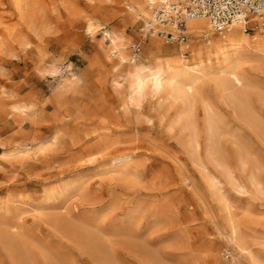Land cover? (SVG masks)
Masks as SVG:
<instances>
[{"label":"rangeland","instance_id":"1","mask_svg":"<svg viewBox=\"0 0 264 264\" xmlns=\"http://www.w3.org/2000/svg\"><path fill=\"white\" fill-rule=\"evenodd\" d=\"M144 1L0 0V264H264V64L244 65L254 115L212 100L211 147L196 105L195 147L178 106H130L113 84L107 34L134 56L144 22L128 7ZM158 44L182 46L147 39L136 62Z\"/></svg>","mask_w":264,"mask_h":264},{"label":"bare ground","instance_id":"2","mask_svg":"<svg viewBox=\"0 0 264 264\" xmlns=\"http://www.w3.org/2000/svg\"><path fill=\"white\" fill-rule=\"evenodd\" d=\"M176 1L178 0H145L143 3L133 4L128 8L129 11L135 13L136 18L142 19L145 25L152 21V11L156 7ZM249 23L259 24L258 32L251 37L244 33V26L237 23L207 43L182 44L178 50L163 49L158 44L147 64L136 62L135 56L130 58L125 56L126 39L123 35L114 33L111 36L107 34L110 39V50L117 58V65L121 67L119 73L114 75L117 78L124 76L123 84L117 78H114L113 84L119 94H122L123 89L126 90V102L130 106L137 107L146 95L155 97L158 103L164 100L168 101L170 105H166L167 107L178 106V120L182 122L184 128L189 130V135L192 137H190V141L195 144V147L199 141L197 140L199 132L194 120V108L199 105L204 119V127H206V132L212 142L211 147L213 144L215 145L213 139L215 137L217 139L218 134V127L214 120L216 109L212 100L223 103L240 116L254 115V111L249 107L248 99L249 95L256 90L254 81L245 71L244 65L252 63L260 68V65L264 64V15L250 18ZM211 27L206 18H195L186 22V30L190 33L202 29L211 30ZM184 50H188L190 53V64L188 63L190 59L183 54ZM206 86L210 87L209 91L205 89ZM67 88L69 89V87ZM256 94L259 100L264 102V93L257 92ZM32 108V105L25 106L21 113H30ZM162 116L164 115L162 114ZM175 125L178 126V124ZM177 126L176 128H178ZM197 149L195 148V150ZM126 160V158H121L116 163H123ZM210 178H212V187L220 184L219 178L217 179L216 176ZM232 178L230 176V179ZM255 179L257 180L256 177ZM232 180L234 182V179ZM257 185L260 183L257 182ZM237 228L239 225L233 227L231 231L235 238L239 233Z\"/></svg>","mask_w":264,"mask_h":264},{"label":"built area","instance_id":"3","mask_svg":"<svg viewBox=\"0 0 264 264\" xmlns=\"http://www.w3.org/2000/svg\"><path fill=\"white\" fill-rule=\"evenodd\" d=\"M264 15V0H178L156 7L149 24L139 29L140 40L132 46L134 56L147 39L160 38L166 44L187 43L186 22L206 18L218 32L240 23L244 33L250 17Z\"/></svg>","mask_w":264,"mask_h":264}]
</instances>
